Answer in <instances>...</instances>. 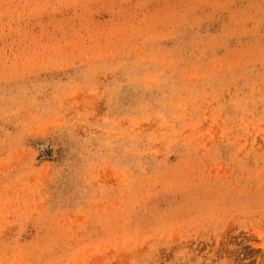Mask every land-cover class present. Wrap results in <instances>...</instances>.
Masks as SVG:
<instances>
[{"label":"rangeland","instance_id":"rangeland-1","mask_svg":"<svg viewBox=\"0 0 264 264\" xmlns=\"http://www.w3.org/2000/svg\"><path fill=\"white\" fill-rule=\"evenodd\" d=\"M0 264H264V0H0Z\"/></svg>","mask_w":264,"mask_h":264}]
</instances>
